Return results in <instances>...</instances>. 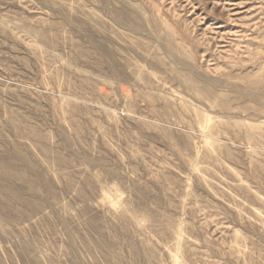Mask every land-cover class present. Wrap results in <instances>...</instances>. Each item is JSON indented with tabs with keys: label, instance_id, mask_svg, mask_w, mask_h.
<instances>
[{
	"label": "rangeland",
	"instance_id": "obj_1",
	"mask_svg": "<svg viewBox=\"0 0 264 264\" xmlns=\"http://www.w3.org/2000/svg\"><path fill=\"white\" fill-rule=\"evenodd\" d=\"M0 264H264V0H0Z\"/></svg>",
	"mask_w": 264,
	"mask_h": 264
},
{
	"label": "bare ground",
	"instance_id": "obj_2",
	"mask_svg": "<svg viewBox=\"0 0 264 264\" xmlns=\"http://www.w3.org/2000/svg\"><path fill=\"white\" fill-rule=\"evenodd\" d=\"M208 119V118H207ZM206 121V120H205Z\"/></svg>",
	"mask_w": 264,
	"mask_h": 264
}]
</instances>
